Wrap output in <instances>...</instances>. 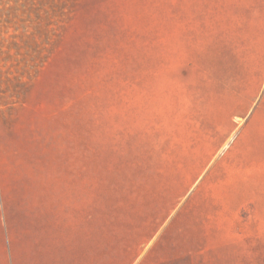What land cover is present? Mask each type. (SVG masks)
<instances>
[{
	"label": "rangeland",
	"instance_id": "1",
	"mask_svg": "<svg viewBox=\"0 0 264 264\" xmlns=\"http://www.w3.org/2000/svg\"><path fill=\"white\" fill-rule=\"evenodd\" d=\"M247 73L249 183L233 204L231 144L245 121L231 100ZM73 124L95 198L137 175L183 172L196 191L205 167L208 201L189 195L182 244L264 264V0H0V139ZM204 208L219 220L206 239Z\"/></svg>",
	"mask_w": 264,
	"mask_h": 264
},
{
	"label": "crops",
	"instance_id": "2",
	"mask_svg": "<svg viewBox=\"0 0 264 264\" xmlns=\"http://www.w3.org/2000/svg\"><path fill=\"white\" fill-rule=\"evenodd\" d=\"M244 37L249 55V28ZM232 95L234 119L245 121L231 144L237 178L228 190L234 204L249 183V73L244 88ZM10 138L0 139V264H221L215 246L207 252L182 244L191 236L192 196L208 201L205 167L196 191L183 172L137 175L117 197L95 198L91 155H79L75 124L68 133L41 139ZM203 212L197 236L215 237L219 220Z\"/></svg>",
	"mask_w": 264,
	"mask_h": 264
},
{
	"label": "bare ground",
	"instance_id": "3",
	"mask_svg": "<svg viewBox=\"0 0 264 264\" xmlns=\"http://www.w3.org/2000/svg\"><path fill=\"white\" fill-rule=\"evenodd\" d=\"M227 146H228V144L226 145V147H227ZM226 147H225V148H226Z\"/></svg>",
	"mask_w": 264,
	"mask_h": 264
}]
</instances>
